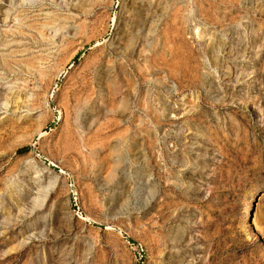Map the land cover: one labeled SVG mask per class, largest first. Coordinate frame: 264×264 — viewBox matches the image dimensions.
I'll list each match as a JSON object with an SVG mask.
<instances>
[{"label": "rangeland", "instance_id": "374dc122", "mask_svg": "<svg viewBox=\"0 0 264 264\" xmlns=\"http://www.w3.org/2000/svg\"><path fill=\"white\" fill-rule=\"evenodd\" d=\"M220 203L258 264L264 0H0V264H214Z\"/></svg>", "mask_w": 264, "mask_h": 264}, {"label": "trees", "instance_id": "16d2710c", "mask_svg": "<svg viewBox=\"0 0 264 264\" xmlns=\"http://www.w3.org/2000/svg\"><path fill=\"white\" fill-rule=\"evenodd\" d=\"M219 177L214 176L211 177L207 182L206 189H209V187L219 182ZM212 193L210 194L209 198L202 202L201 205L203 208H207L206 206H209L210 200L216 198L218 194H221L218 190H211ZM224 208V205L220 203L217 206V211L214 213H211V219L210 221L206 222L205 227L202 228V231L204 233V237L208 239H212L213 244L209 247V245L206 246L205 251H208L210 254V258L213 260L214 264H228L230 262V256L229 255H223L222 245L223 241L226 236V223L224 221L222 209ZM258 243H262L260 240L253 242L252 244L247 245L246 249L247 252L250 253L253 251L256 247H258ZM225 261V262H223ZM258 264H264V255L259 257V260L257 261Z\"/></svg>", "mask_w": 264, "mask_h": 264}, {"label": "bare ground", "instance_id": "6f19581e", "mask_svg": "<svg viewBox=\"0 0 264 264\" xmlns=\"http://www.w3.org/2000/svg\"><path fill=\"white\" fill-rule=\"evenodd\" d=\"M131 43V42H130ZM129 47V46H128Z\"/></svg>", "mask_w": 264, "mask_h": 264}]
</instances>
